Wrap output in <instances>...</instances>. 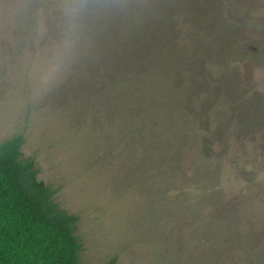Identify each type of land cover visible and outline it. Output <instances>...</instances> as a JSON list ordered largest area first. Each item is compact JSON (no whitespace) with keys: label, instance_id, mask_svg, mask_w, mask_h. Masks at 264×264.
<instances>
[{"label":"trees","instance_id":"16d2710c","mask_svg":"<svg viewBox=\"0 0 264 264\" xmlns=\"http://www.w3.org/2000/svg\"><path fill=\"white\" fill-rule=\"evenodd\" d=\"M3 2L15 12L0 50L50 42L70 55L66 85L105 108L127 167L150 172L156 195L191 197L175 205L190 210L184 264H264V0ZM24 142L0 144V262L79 264V217L54 201ZM231 145L252 171L248 193L228 201L218 178Z\"/></svg>","mask_w":264,"mask_h":264},{"label":"rangeland","instance_id":"374dc122","mask_svg":"<svg viewBox=\"0 0 264 264\" xmlns=\"http://www.w3.org/2000/svg\"><path fill=\"white\" fill-rule=\"evenodd\" d=\"M3 3L0 40L15 12ZM47 49L20 57L0 50V144L23 135L22 150L35 160L39 180L53 189L61 209L79 217V264H184L179 236L190 210L175 205L191 204V197L171 200L164 185L156 195L150 172L127 167L118 132L105 129V108L91 107L78 87L66 85L70 55L50 42ZM235 150L231 145L219 169V189L228 201L250 187L251 175L243 170L252 168ZM254 178L263 184L264 172Z\"/></svg>","mask_w":264,"mask_h":264},{"label":"clouds","instance_id":"9594fccd","mask_svg":"<svg viewBox=\"0 0 264 264\" xmlns=\"http://www.w3.org/2000/svg\"><path fill=\"white\" fill-rule=\"evenodd\" d=\"M81 9L79 7L76 6H69L65 9V17L68 19V21L70 22V28L73 26L71 22H74V20L76 19V17H78L81 13Z\"/></svg>","mask_w":264,"mask_h":264},{"label":"snow or ice","instance_id":"6c2138e0","mask_svg":"<svg viewBox=\"0 0 264 264\" xmlns=\"http://www.w3.org/2000/svg\"><path fill=\"white\" fill-rule=\"evenodd\" d=\"M3 244V236H2V230H0V246ZM2 264V262H0Z\"/></svg>","mask_w":264,"mask_h":264}]
</instances>
